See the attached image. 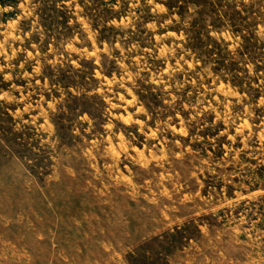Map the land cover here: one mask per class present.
<instances>
[{
    "label": "rangeland",
    "instance_id": "374dc122",
    "mask_svg": "<svg viewBox=\"0 0 264 264\" xmlns=\"http://www.w3.org/2000/svg\"><path fill=\"white\" fill-rule=\"evenodd\" d=\"M167 1L0 0V264H264V0Z\"/></svg>",
    "mask_w": 264,
    "mask_h": 264
},
{
    "label": "trees",
    "instance_id": "16d2710c",
    "mask_svg": "<svg viewBox=\"0 0 264 264\" xmlns=\"http://www.w3.org/2000/svg\"><path fill=\"white\" fill-rule=\"evenodd\" d=\"M181 1H183L184 3H186V4H196V5H199L200 7H202L201 8V11L199 10V12H202V10H203V8L204 7H210V8H214L215 7V0H168L167 1V6L169 7V8H172V7H174L175 5H178V6H180V7H182V9L183 10H181V15H183L182 13H183V11L185 10V4H182V3H180ZM237 13H240V11L239 10H237L236 11ZM234 21V20H233ZM234 27H235V29H237V30H240V29H242L244 26L243 25H241V24H232ZM194 28V27H193ZM197 37V36H196ZM197 39H199L198 37H197ZM199 43V42H198ZM195 48L197 49V51H199V52H206L205 50H203V48H202V46L201 45H199V44H196L195 45ZM211 51V50H210ZM207 53V52H206Z\"/></svg>",
    "mask_w": 264,
    "mask_h": 264
}]
</instances>
